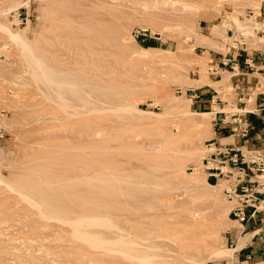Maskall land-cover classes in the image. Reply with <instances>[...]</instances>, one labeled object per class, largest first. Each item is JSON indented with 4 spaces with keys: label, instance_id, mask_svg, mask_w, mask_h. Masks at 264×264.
Segmentation results:
<instances>
[{
    "label": "rangeland",
    "instance_id": "374dc122",
    "mask_svg": "<svg viewBox=\"0 0 264 264\" xmlns=\"http://www.w3.org/2000/svg\"><path fill=\"white\" fill-rule=\"evenodd\" d=\"M261 2L0 0V264L232 257L235 200L193 170L219 107L185 91L210 83L208 29L258 40Z\"/></svg>",
    "mask_w": 264,
    "mask_h": 264
},
{
    "label": "crops",
    "instance_id": "0c3cea01",
    "mask_svg": "<svg viewBox=\"0 0 264 264\" xmlns=\"http://www.w3.org/2000/svg\"><path fill=\"white\" fill-rule=\"evenodd\" d=\"M248 10H246L245 19H248L246 17ZM258 12L256 22L259 23L260 29L254 32L256 37H263L264 0ZM252 13L255 16V10H252ZM220 29L218 31H221ZM208 30L209 33L203 36L210 42L203 45L201 49L210 60V83L202 86L204 89L196 93L197 98L192 99L191 104L200 112L219 107V110L213 113L211 121L212 139H216L220 144H230L241 150L249 147L262 148L264 147V41L246 37L242 46L228 52V47L232 45L233 40H238L237 26L229 22V26L225 28L226 40L224 41L216 37L217 30L212 28ZM226 59L235 61L231 66L232 69L230 65L223 66L222 63ZM224 76L226 77L225 85L230 87L229 93L224 92L226 91L224 89L217 91L211 84L219 83L220 80L217 81V78L221 77L222 80ZM221 106H224L223 109ZM226 108L232 112H224ZM237 116L251 125L248 143L245 139L232 135L229 126L222 124L221 120L231 122L233 117ZM262 206H257L256 210L247 207V221L244 223L230 219L232 224L229 238L232 244V257L225 260L223 264H264V208ZM252 212L255 213L251 215Z\"/></svg>",
    "mask_w": 264,
    "mask_h": 264
},
{
    "label": "built area",
    "instance_id": "2783aa9c",
    "mask_svg": "<svg viewBox=\"0 0 264 264\" xmlns=\"http://www.w3.org/2000/svg\"><path fill=\"white\" fill-rule=\"evenodd\" d=\"M248 12L246 20L250 21L253 13L252 10ZM20 16V13L12 15V20L17 21L19 25L23 22ZM253 20L256 21V17ZM236 37L238 40H233L232 45L228 47V52L242 46L247 36L238 31ZM234 62V60L226 59L222 64L223 66L230 65L232 69ZM185 92H193L191 99L197 98L195 89L188 88ZM233 118L231 122L221 120L222 124L229 126L232 135L245 139L248 143L250 123L238 116ZM206 149L208 155L201 160L200 166L193 170L201 169L206 175V181L211 184H223L225 186L224 196L228 200H235V205L230 212L231 216L239 223L246 222L247 207L256 210L263 205L264 208V147H249L241 150L230 144L222 145L217 141H210L206 144ZM254 213L252 212L251 215Z\"/></svg>",
    "mask_w": 264,
    "mask_h": 264
},
{
    "label": "bare ground",
    "instance_id": "6f19581e",
    "mask_svg": "<svg viewBox=\"0 0 264 264\" xmlns=\"http://www.w3.org/2000/svg\"><path fill=\"white\" fill-rule=\"evenodd\" d=\"M256 17H258V15L256 16ZM256 22V21H255ZM256 24L258 25V28H254V31L256 30V29H260V25H259V23H257L256 22ZM251 25V24H250ZM254 34H255V32H254ZM256 36V35H255ZM257 38H259L258 40L260 41V42H263L264 41V36H263V40L262 39H260L261 37H257ZM196 170V169H195ZM194 170V171H195Z\"/></svg>",
    "mask_w": 264,
    "mask_h": 264
}]
</instances>
